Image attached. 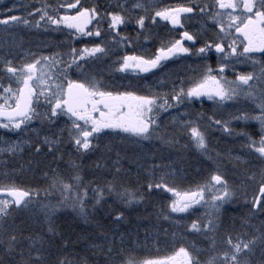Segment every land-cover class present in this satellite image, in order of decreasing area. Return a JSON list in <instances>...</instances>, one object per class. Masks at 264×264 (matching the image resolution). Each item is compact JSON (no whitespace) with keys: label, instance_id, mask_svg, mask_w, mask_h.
<instances>
[{"label":"snow or ice","instance_id":"1","mask_svg":"<svg viewBox=\"0 0 264 264\" xmlns=\"http://www.w3.org/2000/svg\"><path fill=\"white\" fill-rule=\"evenodd\" d=\"M38 2L0 11L8 37L0 44V128L18 137L0 140L6 181L0 183V264H264V0ZM162 22L167 38L154 52L138 54L141 41L160 39ZM21 26L67 30L82 46L70 42L66 52L47 55L25 50L12 37ZM193 56L201 63L189 86L181 79L168 87L165 76L143 94L110 88L93 70L115 57L110 67L117 72L155 75L174 58ZM244 64L252 70L239 71ZM241 100L248 107H239ZM197 101H210L212 114L187 111ZM214 132L239 148L213 144ZM113 137L138 146L158 142L176 159L147 151L133 160V172L122 163L127 157L105 143ZM26 149L29 170L35 165L43 186L18 183L17 169L9 167ZM185 153L199 156L203 174L182 188ZM231 204L246 211L226 221ZM140 205L146 207L135 219L143 241L138 231L134 240L122 230ZM64 209L94 224L83 249L59 230L57 213ZM26 213L39 230L24 220ZM161 236L171 239V255L140 260L133 254L134 244L160 243Z\"/></svg>","mask_w":264,"mask_h":264},{"label":"trees","instance_id":"2","mask_svg":"<svg viewBox=\"0 0 264 264\" xmlns=\"http://www.w3.org/2000/svg\"><path fill=\"white\" fill-rule=\"evenodd\" d=\"M9 1L13 3L17 2L20 4L23 3L27 5H31L35 3L37 7L40 6L38 0H9ZM48 2L56 3L57 0H48ZM82 2H84V0H82ZM4 8H10V3H7L5 6L0 7V11H2ZM22 35L24 36V41H25V42H22L24 45V49H26L25 46H29V47L32 46L31 43L33 41V38L30 37L32 36V31L26 30L22 32ZM29 37L32 40H30ZM7 38H8L7 34L3 33L2 29L0 28V44H3ZM50 40H51V37L49 38V40H47V42L49 43ZM17 41H19V39H17ZM49 52L53 53L55 51L51 49V51ZM123 52L124 50L122 49L120 54H123ZM114 59L115 57H112L108 61L111 62ZM206 108H208V105L207 106L201 105V107L196 108L195 110L197 112H204L207 115H209V110ZM251 123L255 124L254 122H251ZM233 126L236 127L235 124ZM17 138L18 137L15 133H9V132L3 131V129L0 128V140H5V139L16 140ZM217 141H219L220 146L222 148L223 147H235L237 149L239 148V143L237 142L233 144L232 138L227 137L226 134L214 132L213 144H216ZM105 143H112L115 151H120L122 156L127 157V159L123 160L122 163L125 167L132 168L133 172L136 171V164L133 163V160H135L137 155L142 156L143 153L147 151L156 152L158 156H162L165 159L168 158L169 156H171L172 159H176L174 152L167 150L165 147L159 145L158 142H152V143L149 142V143H145V144L138 146L130 140H126L122 142L119 137H113L111 140L106 139ZM110 155H112V157L115 158V152L111 153ZM196 155H194V153H185V161L181 166L186 169L187 174H184L185 179L183 181H180L179 185H184V184L190 185L189 182L192 178L191 176L188 175V172L196 170L193 168V165L195 164V162H196L195 165L198 168H201L200 158L198 155L197 156ZM32 158L33 157L31 153H29L28 150L26 149L23 158H21L20 156H17L9 160V167L10 168L14 167L17 169L16 178H17L18 183H23L31 187H36L38 185L43 186L44 180L39 170L35 167V165H33L32 169L29 170V167L27 165V161ZM0 159H3V158L0 157ZM36 159L40 160L43 158H36ZM91 163H92V159H88L84 161L86 171L88 169V166L91 165ZM21 165H24L23 172L20 171ZM90 178H91V174L89 173V175H87L85 179L87 180ZM3 182H6V181H4L2 177H0V183H3ZM159 199L160 197H154L153 203L158 202ZM145 207H146L145 205H140L138 212L130 213L132 222L130 224L124 225L122 228V230H126L128 232L133 233L134 240L136 238L135 234L137 231L139 232V239L141 241L144 240V228L137 224L135 217L138 214H142L143 209ZM226 209H227V212L225 213V217H224L226 221H230V218L232 217L238 218L242 214V212L246 211V209H242L240 205L238 204H235L233 206H228L226 207ZM148 210L149 211L152 210L150 206H148ZM101 215H102L101 213H97L98 218H100ZM57 216L59 217L57 221L59 225V230L64 232L66 236L71 238V240L74 242V247L76 250L83 249L84 248V238L87 237L89 234L94 233L95 231L94 224H86L84 220L80 218L79 216H77L75 213H73L71 209H64L60 213H57ZM24 220L31 226V228L35 230H39L41 227L38 221L31 218V214L29 215L27 213L24 214ZM253 223H256L257 225H259V221H253ZM167 226L168 225L165 224V227ZM190 239H199V238L190 237ZM160 240H161L160 243H155V242L150 241L146 244H134L133 247L135 248V252L133 254L140 260L153 259V258H159V257L170 255L173 250V244L171 242V239L169 238L168 241L165 242L164 237L161 236Z\"/></svg>","mask_w":264,"mask_h":264},{"label":"flooded vegetation","instance_id":"3","mask_svg":"<svg viewBox=\"0 0 264 264\" xmlns=\"http://www.w3.org/2000/svg\"><path fill=\"white\" fill-rule=\"evenodd\" d=\"M92 2L93 0H84L83 3L85 5H88ZM101 2H104V0H101ZM156 2L159 3L160 5H165V4H175L178 2V0H156ZM19 4L20 3H17V5ZM193 23H195V21ZM128 31L131 32V34L133 35L135 34L134 30L131 28ZM14 32L15 33L12 32L13 33L12 37L19 39L18 42H25L24 36L22 35V30H17ZM61 32L62 31H58V32L52 31L50 34L51 37L50 44L53 48L52 50L55 52H57L60 47L62 48L63 44H66L69 41L63 38L65 34L61 35ZM156 32L160 37V39L150 42L141 41V43L138 44L135 48V51L138 54L143 53L145 51H148L149 53L154 52L155 48L159 47L160 40L166 39L168 36L167 30L163 29V22L161 23V26L156 29ZM34 34L35 33L32 32V38ZM35 41H36L35 38H33L31 44L33 45ZM257 57L259 58V53H257ZM209 62L213 65V67L216 66L214 58ZM108 63H110V61L107 60V65ZM200 63L201 61L194 56L187 59L174 58L171 62H168L164 68H162L159 71H156L155 75L151 73L137 74L136 72L133 71H128L127 73H120V72L118 73L117 71L112 69L109 65V67H106V70L109 71V74H106L108 79L105 84L115 90H121V91L137 90L143 94L148 90L149 85L155 87L158 79L167 76V78L169 79L168 87H171L172 81H175L177 84H179L181 79L184 82V86L187 87L189 86L190 81L193 78H197V79L199 78V73L195 71V69ZM105 64H106L105 62H101L99 65L104 66ZM201 105L204 106L208 105V108L206 109L209 110V115L212 114L213 106L210 101H205L203 104H201L198 101L194 102L193 106L187 109V111L196 113L197 111L195 109L201 107ZM180 110L184 111L183 106H181ZM164 115H165V119H167V114Z\"/></svg>","mask_w":264,"mask_h":264},{"label":"rangeland","instance_id":"4","mask_svg":"<svg viewBox=\"0 0 264 264\" xmlns=\"http://www.w3.org/2000/svg\"><path fill=\"white\" fill-rule=\"evenodd\" d=\"M7 3H10V6L13 5V2H11L9 0H0V7L5 6ZM15 4H17V2H15ZM16 14H19V11ZM1 29H2L3 33H5L3 26H1ZM17 30H22V32L23 31H26V30H29V31H32L33 33H35L33 35V38H35L36 41L30 47L29 46H25L26 47L25 50L31 49L32 51H42L44 54L47 55V54L50 53L49 51H51V49H53L52 46L50 45V42L49 43L47 42V40H49V38H50V32H52V30L44 31L43 29H35V28L28 29V28H25V27L21 26V27H18L16 29H14L12 32L15 33L14 31H17ZM62 34H65L64 35V39L69 40V41L66 44H63L62 48L60 47L57 52H61V53L66 52L67 49H68V44L70 42L73 43V45L75 47H81L82 46L81 43L75 42V41H72L71 40L70 34H69V32L67 30L62 31L61 32V35ZM30 37H32V36H30ZM30 37H29V39L32 40ZM45 38H47V39H45ZM45 40H46V42H45ZM65 59H67V57H65ZM110 64H111V62L108 63V65L106 63L104 66L97 65V64H93V70L100 72V74L103 77L104 83H106L107 82V79H108L107 76H106V74H109V71L106 70V67H109ZM237 68H238L239 71H251L252 70L250 64L238 65ZM120 73H127V72H120ZM227 74H228L229 78H232L231 71H229ZM238 106L239 107H248V105L243 100H241V102H240V104ZM227 111H234V109L229 108ZM252 122L256 123L255 121H252ZM3 131L8 132L7 130H4V129H3ZM9 133H11V132H9ZM145 143H149V142L148 141L143 142V144H145ZM194 155H196V154L194 153ZM195 164H196V162H195ZM195 164L193 165V168L196 169V170H193L191 172H188V175L191 176V178H192L190 180V182H189L190 185H185V184L184 185H179L180 187L187 188L189 186H194L195 182H198L201 179V175L203 173H201L200 175H198L197 170L200 169V168H198ZM184 174H187V173L185 172ZM169 195H171V194H169ZM233 205H235V204L225 205V208L228 207V206H233ZM201 211H203V210H201ZM27 214L29 215L30 213H27ZM167 256H169V255H167ZM143 260H145V259H143Z\"/></svg>","mask_w":264,"mask_h":264}]
</instances>
